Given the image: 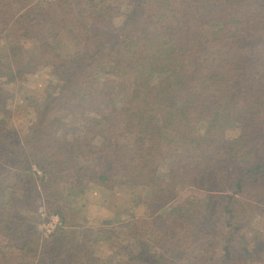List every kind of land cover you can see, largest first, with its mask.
<instances>
[{"label":"trees","instance_id":"obj_1","mask_svg":"<svg viewBox=\"0 0 264 264\" xmlns=\"http://www.w3.org/2000/svg\"><path fill=\"white\" fill-rule=\"evenodd\" d=\"M60 32L78 45L64 59ZM1 36L36 49L0 55V264H101L103 246L114 264L254 263L264 0H0ZM36 75L55 91L17 102L2 88ZM85 183L132 189L145 216L87 227ZM40 200L62 221L48 239L25 214Z\"/></svg>","mask_w":264,"mask_h":264},{"label":"rangeland","instance_id":"obj_2","mask_svg":"<svg viewBox=\"0 0 264 264\" xmlns=\"http://www.w3.org/2000/svg\"><path fill=\"white\" fill-rule=\"evenodd\" d=\"M67 35L61 34L60 32L53 38V44L57 49V54L63 59L67 58L69 53L74 52V50L78 48L77 43L71 40ZM23 48L30 51H35L36 49L33 42H26V44L21 47L14 44H8L3 36L0 37V55L9 54L10 57H15ZM25 84V88H19L14 82L7 83L5 85L2 84V88L4 90H17V94L19 95L17 102H23L28 99H40L44 95L55 91L54 86H49V84L44 82L38 75L27 79ZM25 108V105L23 106L16 104L13 110V121L17 128H20L26 121ZM3 114L4 111H0V115ZM86 120H91V117L87 118ZM234 134V130H228L225 133V137H233ZM33 170L36 172L37 176H43V171L35 165L33 166ZM134 191L136 193L139 191L141 194L145 195V192L139 188L135 189ZM132 192V189L128 190L121 188L116 189L113 192H107L106 190L104 192V190L101 188L96 187L95 184L85 183L84 187L81 186L79 190L80 197L82 198L81 202L84 204V206H82L83 208L81 210L80 216L87 219L86 226L91 228L99 227L105 222L113 223L120 219H127L134 216H145L146 209L143 203L138 204L134 202L133 196L131 195ZM187 194L188 192L182 193L176 202L183 200ZM197 194L198 193H196V195ZM199 196L207 198V194L204 192L200 193ZM41 206H44L47 209L44 201L40 200L36 211L26 210L25 214L30 217H37L39 219L40 224L38 225L37 229L39 236L42 239H48L52 235L47 237L45 234L43 218L39 212ZM178 226H180V224H178ZM247 233L251 242L250 245L253 244V241L257 237L261 238L259 245L257 246L259 251L255 256L253 264H264V217L259 216L258 218L254 219L249 227H247ZM85 235L88 241H93V237L88 230L85 232ZM7 242V239L1 236L0 254L1 252L5 251V244ZM94 248L96 253H98V255L101 257V264H114V262H112L111 258L109 257L110 254L107 252V246H103V248L101 247V250L96 247Z\"/></svg>","mask_w":264,"mask_h":264},{"label":"built area","instance_id":"obj_3","mask_svg":"<svg viewBox=\"0 0 264 264\" xmlns=\"http://www.w3.org/2000/svg\"><path fill=\"white\" fill-rule=\"evenodd\" d=\"M39 212L43 218V227L47 237L62 226V221L58 214L50 213L44 206L40 207Z\"/></svg>","mask_w":264,"mask_h":264}]
</instances>
